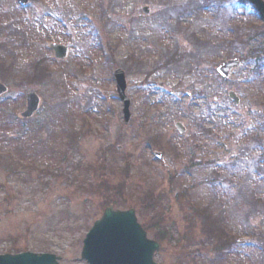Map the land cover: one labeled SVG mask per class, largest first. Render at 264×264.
Instances as JSON below:
<instances>
[{"label":"rangeland","instance_id":"rangeland-1","mask_svg":"<svg viewBox=\"0 0 264 264\" xmlns=\"http://www.w3.org/2000/svg\"><path fill=\"white\" fill-rule=\"evenodd\" d=\"M29 1L22 8L0 0V82L9 87L0 99V256L29 251L86 264L83 241L112 200L118 210L134 209L159 242L158 264H264V66L256 64L264 24L257 11L243 0L218 13L221 0ZM184 10L191 12L178 18ZM52 43L69 48L66 60L55 58ZM177 51L180 61L166 67ZM235 58L241 68L223 80L216 68ZM41 59L48 80L27 83ZM117 69L127 76L129 125ZM30 93L41 106L24 120ZM155 136L164 150L150 145ZM196 206L228 237H205ZM156 231L166 233L162 242ZM224 243L233 249L217 251Z\"/></svg>","mask_w":264,"mask_h":264},{"label":"water","instance_id":"water-1","mask_svg":"<svg viewBox=\"0 0 264 264\" xmlns=\"http://www.w3.org/2000/svg\"><path fill=\"white\" fill-rule=\"evenodd\" d=\"M20 5L25 6L28 0H18ZM254 5L264 21V1L246 0ZM149 14V9H144ZM55 57L65 60L68 56V48L60 45H51ZM241 67L238 59L225 62L217 68L218 73L228 78L230 73ZM116 90L119 99L123 102V114L125 123L128 125L132 119L131 102L127 97V79L123 70H116L114 73ZM6 85L0 83V98L8 93ZM230 98L237 104L239 100L234 93ZM27 108L22 118H32L40 108L41 100L35 93L26 96ZM176 128L185 132L181 124ZM155 156L162 158V154L155 153ZM160 249L159 243L148 239L147 232L139 224L136 211L115 210L112 206L107 208L103 217L95 222L87 234L81 253V258L87 264H157L154 260L156 252ZM61 259L50 254H33L30 252L19 255L0 256V264H59Z\"/></svg>","mask_w":264,"mask_h":264},{"label":"trees","instance_id":"trees-1","mask_svg":"<svg viewBox=\"0 0 264 264\" xmlns=\"http://www.w3.org/2000/svg\"><path fill=\"white\" fill-rule=\"evenodd\" d=\"M228 0H221V1H219V6H218V11H217V13L223 8V6H224V4L227 2ZM211 2V1H210ZM214 3H216V5H217V2H214ZM209 5V8L211 9V10H213L214 8H216L215 7V5H213V4H208ZM193 12V14L194 13H197V14H199V10H192ZM190 12L191 11H186V10H184L183 12H181V13H178V15L179 16H177L178 18H180V16L181 15H184V14H190ZM182 18V17H181ZM179 24H180V20H179ZM240 29V28H239ZM238 32V31H237ZM240 33V32H239ZM240 37V36H239ZM241 38V37H240ZM227 41V40H226ZM3 43H6V42H3ZM223 47H225V46H221V48H223ZM260 52V50H258V51H256V53H259ZM258 55H260V54H258ZM170 57V55H167V57H166V60L168 59ZM176 59H177V61H176ZM180 59H181V56L179 55V53L177 52L176 53V55H172V57L171 58H169V60L167 61V63H165V66L166 67H168V66H170V65H172L173 63H177L178 62V60L180 61ZM38 61H40V62H35L34 63V65H32V67H31V69H30V71H28L29 72V74H28V78H27V83H32V82H34V83H37V82H41L42 84L41 85H43V83L45 82V81H47L48 80V78H49V70H48V68L47 67H43L44 66V62H46V60H38ZM134 62L135 63V61H136V59H133V60H130V62ZM256 64H257V68H258V70H260L261 69V67H262V65H259V63H262L263 64V66H264V57L263 58H261V57H259V58H257L256 59ZM137 64H140L139 62H136ZM175 63V64H176ZM5 66V64H3V67ZM140 66H141V64H140ZM7 71V70H6ZM260 72H261V74H260ZM260 72H257V74H260V76L259 77H263V74H264V67L262 68V70H260ZM197 130H200V131H202V130H204L203 128H199V126L197 125ZM203 132H206V130H204ZM149 143H150V145H153V147L154 148H157V149H159V150H164V148H165V146H163L162 144H160L161 143V138L159 137V136H155V137H153L152 139H150V141H149ZM21 153V152H20ZM11 156H14L13 154H11V153H9V157H11ZM2 159V158H1ZM3 160V159H2ZM9 160H11V158H9ZM3 167V166H2ZM187 168H192V166H187ZM10 170V169H9ZM13 169H11V171H12ZM104 185V184H103ZM102 187V186H101ZM186 192L184 193L183 192V197L185 198V201L187 200V202H189L190 201V199H189V197H188V199H187V190H185ZM185 195H187V196H185ZM148 200V199H147ZM149 201V200H148ZM156 202L155 201H153V204H155ZM110 205H114V206H116V205H118L117 204V202L116 201H112V200H110V201H108V203L106 204V207H108V206H110ZM188 205H189V203H188ZM192 209V208H191ZM192 211V210H191ZM194 212V215H196L197 216V219H198V222H200L199 223V226H200V228H202L203 229V232H204V235H205V237H210V238H213V239H217V240H221L222 238L223 239H225V237L227 236L228 237V231H227V228L226 227H224V226H222L221 225V223L220 224H218V222L217 221H214L213 219H211V217H212V214L211 213H207V211L206 210H204V209H196L195 211H193ZM206 228H208V230L206 229ZM146 229V231L148 232V229L147 228H145ZM190 230L192 231V230H194V227H192V228H190ZM157 233V235H155V238L158 240V241H161L162 242V240L165 238V236H166V233H164V232H162V231H156ZM149 233V232H148ZM234 239H237V240H239L240 238L239 237H234ZM228 241H227V243H230L229 241H232L233 239H227ZM226 243V242H225ZM223 244L222 245V247L220 248V249H217V251H221V250H223L225 247L226 248H229V250H231V249H233V247H231V244H229L230 245V247H227V245L228 244ZM216 247H219V245H217ZM15 253V252H14ZM17 253H19V252H17Z\"/></svg>","mask_w":264,"mask_h":264},{"label":"snow or ice","instance_id":"snow-or-ice-1","mask_svg":"<svg viewBox=\"0 0 264 264\" xmlns=\"http://www.w3.org/2000/svg\"><path fill=\"white\" fill-rule=\"evenodd\" d=\"M233 3H235V0H232Z\"/></svg>","mask_w":264,"mask_h":264}]
</instances>
